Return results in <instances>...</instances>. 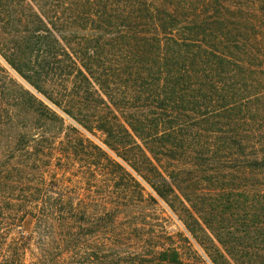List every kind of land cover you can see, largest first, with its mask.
Segmentation results:
<instances>
[{
    "label": "trees",
    "instance_id": "1",
    "mask_svg": "<svg viewBox=\"0 0 264 264\" xmlns=\"http://www.w3.org/2000/svg\"><path fill=\"white\" fill-rule=\"evenodd\" d=\"M0 264H264V0H0Z\"/></svg>",
    "mask_w": 264,
    "mask_h": 264
},
{
    "label": "rangeland",
    "instance_id": "2",
    "mask_svg": "<svg viewBox=\"0 0 264 264\" xmlns=\"http://www.w3.org/2000/svg\"><path fill=\"white\" fill-rule=\"evenodd\" d=\"M7 67V66H6ZM9 74L17 79L19 83H21L25 88H29V86L22 81L14 71L8 68ZM36 96L44 101L49 107L54 109L57 114L63 119L64 121V129L59 135H51L47 140L42 141L40 144H33V149H36V157L39 160V163H46L48 165V173L45 175L47 182H52L53 176L60 180V183L63 186L71 187L75 185L77 188L76 191L83 192V188L87 187L85 182H79L81 179L79 175H73L75 173V169H71L68 164H66L65 157L73 154L78 153L80 155H84L89 152V148L87 143L93 144L99 147L103 152H105L110 158L114 159L115 161L119 162L126 171H128L131 175L137 179L144 187L146 192H150L153 194L151 188L129 167L127 163H125L121 158H119L114 152L109 150L107 147L103 145V143L98 139L97 136L90 134L81 126H79L71 117L65 114L63 111L54 107L48 100L44 97L36 93ZM66 127H74L80 134L75 136L74 134H69V136H65V132L67 131ZM78 137V138H77ZM38 150V152H37ZM35 151V150H33ZM45 161V162H42ZM78 164H74L73 168H76ZM51 176V177H50ZM154 195V194H153ZM81 196V195H80ZM155 196V195H154ZM158 201L157 208L159 210H163V212L167 215H171L173 217L174 224L172 225L173 228L181 227L178 220L173 216V214L169 211L166 205L155 196ZM24 229L25 232L27 230H31L33 226V221L30 218H26L24 221ZM32 250H34V245L31 243L29 246V250L26 251L25 255V262L29 261L31 257Z\"/></svg>",
    "mask_w": 264,
    "mask_h": 264
}]
</instances>
